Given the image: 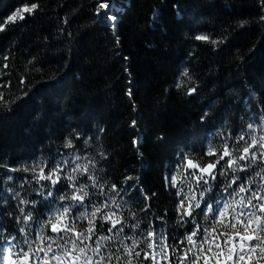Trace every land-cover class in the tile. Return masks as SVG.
<instances>
[{
    "label": "trees",
    "instance_id": "16d2710c",
    "mask_svg": "<svg viewBox=\"0 0 264 264\" xmlns=\"http://www.w3.org/2000/svg\"><path fill=\"white\" fill-rule=\"evenodd\" d=\"M107 2L109 9L97 14V0H0V22L33 3L39 5L0 31V95L7 102L0 101V247L13 236L14 253L21 247L28 251L31 245L34 251L28 264H41L45 256L35 251L41 237L44 247L51 243L48 237L62 245L74 238V233L58 234L42 225L69 203L58 198L71 191L72 183L98 191L89 176L105 185L104 199H115L119 205L110 204L108 210L125 220L124 232L117 239L101 243L114 246L113 251L123 248L120 241L125 236L135 234L142 239L140 233L149 230L151 221L167 234L172 264H178L181 255L171 252L173 237L183 239L193 230L191 223L183 227L178 223L182 198L187 206L195 195L201 207L203 201L216 207L217 199L221 205L239 199L220 187L224 181L221 166L230 157L216 161L225 145L238 156L247 144L234 138L246 131L248 123H260L264 115V22L260 21L264 8L260 0ZM105 13L117 18L115 34L107 26ZM242 21L246 23L240 27ZM198 34L223 43L213 46L194 40ZM185 70L190 80L181 76ZM178 80L184 82L179 89ZM193 87L196 91L187 95ZM255 135L259 138L264 131L257 130ZM68 140L72 148L64 146ZM62 160L68 164L62 165L57 185L37 182L34 177L40 167L47 176ZM188 160L199 167H187ZM76 164L87 165L89 172L73 173ZM208 164L216 165L215 180L200 172ZM33 166H38L35 173ZM68 175L75 176V181H68ZM201 175L212 186L204 197L200 196L204 183L201 180L198 185L196 180ZM227 175H232L230 170ZM129 176L134 179L126 180ZM244 176L240 173L241 179ZM173 177L175 186L170 183ZM112 184L116 192L110 190ZM127 185L133 187L122 191ZM21 209L31 212L33 219L25 220ZM241 210L235 205V212L229 208V213ZM137 221L140 228L131 229ZM194 221L202 228L231 231L195 213ZM75 226L76 231H85L87 220L77 219ZM109 226L105 223L101 230L97 219L92 241L109 235ZM53 248L62 251L55 243ZM143 255L134 258L133 264H150L143 261Z\"/></svg>",
    "mask_w": 264,
    "mask_h": 264
},
{
    "label": "snow or ice",
    "instance_id": "6c2138e0",
    "mask_svg": "<svg viewBox=\"0 0 264 264\" xmlns=\"http://www.w3.org/2000/svg\"><path fill=\"white\" fill-rule=\"evenodd\" d=\"M260 2L262 8H264V0H260ZM38 7V4L33 3L31 8H24L21 12L32 13ZM109 7L110 5L107 0H97V14H99L100 10H106ZM21 12L9 16L7 21L0 22V31L4 29L7 23L15 22L17 19L23 20L24 16ZM177 15H179V12H177ZM153 17L156 18L155 13H153ZM104 19L107 21V26L115 34V21L117 18L105 13ZM260 21L264 22V16L260 17ZM245 23L242 21L240 27H243ZM192 38L197 41L211 43L213 46L223 43V40L211 39L205 34H198ZM117 46H119L118 37ZM181 76L189 80L191 79L187 70ZM183 83V80H178L176 87L179 89ZM195 91L196 88L193 87L188 89L186 94L192 95ZM131 94V90H129L127 95L131 96ZM0 101L7 103L4 101L2 95H0ZM260 120V123H256L255 121L248 123L246 131L241 132L234 138L237 143L243 141L247 144L246 147L242 148L238 156H233L232 152L225 145L223 155L216 161V163H219L225 157H230L221 166L222 170L219 174L224 178V181L221 182L220 187L223 192H228L230 196L238 197L239 199H234L232 204L225 202L222 205L220 199H217L216 207H214L213 203L207 201H203L204 206L201 207V201L196 200L195 195L188 201L187 206H185L183 198L180 200L177 210L183 209V211L180 212L178 223L181 227L191 223L193 224V230L186 232L183 239L173 237L174 245L171 248V252L174 255L177 252L181 253V255L177 256L178 264H186V262L187 264H261L264 261V235L261 234L264 233V135L259 138L255 135L257 130L264 131V115L260 117ZM131 124L135 127L136 121L133 120ZM134 143L137 142L134 141ZM64 146L72 148V141L68 140ZM208 154L213 155L214 151H209ZM75 159L79 160L81 157L76 156ZM241 161L245 163L242 164ZM67 164V160H62L57 164L55 169H49L47 176L44 175V168L40 167L38 176L34 178L37 182L47 180L50 182V187H54L61 179L58 173L63 171L62 165ZM215 166V164H208L206 167L200 168V172L207 173L208 176H211L215 180L216 175L212 172ZM37 167L33 166L31 171L35 173ZM187 167L198 168L199 165L193 164L191 160H188ZM24 170L29 171V168H25ZM228 170L231 171V176L227 175ZM72 172L84 174L89 172V168L87 165L81 166L80 164H76L72 168ZM240 173H245L244 179H241ZM9 179L12 178L9 177ZM66 179L68 181H75L76 177L68 175ZM88 179L91 180L92 187L98 188V191L89 192L85 190L87 185L80 184L77 187L75 183H72L69 185L71 191L65 192L58 198L60 201L67 200L69 203L66 206L62 205L60 209L43 223V227L50 226L51 232L64 233L65 235L74 233V238L68 239L62 245L52 237H48L47 239L51 243H47L46 247H44L45 238L41 237L40 246L35 249L36 252H45L41 264H52L53 261L56 264H133V259H139L141 252H144L143 261H149L150 264H160L161 260L172 264L167 234L161 228L154 227L151 221L149 222V230L140 233L142 239H136L135 234L133 236H125L124 240L120 241L123 244V248H116L113 251L112 247L114 246L109 243H101L102 241L111 242L117 239L118 235L124 232L125 220L116 211L108 210L110 204L116 205L117 208H119V205L116 204L115 199L109 200L103 198L105 185L98 183V178L95 176H89ZM133 179L130 176L126 178V180ZM196 180L198 185L201 180L204 183V187L200 192L201 197L212 191V186L203 175L197 176ZM170 183L175 186V177L171 179ZM132 187L133 185H127L126 188L121 190L127 192ZM109 188L112 192L117 191L115 184L110 185ZM229 189H231V192H229ZM242 193L246 195H241ZM177 194L179 195V193ZM51 195L52 192L49 191L48 196ZM145 199L150 198L145 197ZM192 201H195L194 207ZM97 202H99L98 205ZM235 205L240 206L242 210L233 215L229 213V208H232L233 212H235ZM88 209H91V211L89 212ZM196 209L200 211L196 212ZM243 209H247V212ZM143 211L147 213V207ZM21 213L24 215L25 220L31 221L33 219L31 212L24 213L23 209H21ZM194 213L197 216L202 215L204 220L212 218L216 223L230 228L231 231H218L215 227L210 229L202 228L199 223L194 221ZM209 214H212L211 217ZM132 215L135 216L134 213ZM229 216H231L230 220L227 219ZM77 219L87 220L88 227L85 231H76L75 223ZM97 219L100 221L101 230H103L105 223L110 225L107 228L109 235H99L96 241H92V237L97 234ZM157 219L160 218L157 217ZM70 224L72 225L71 227L69 226ZM118 225L119 227H117ZM237 225L240 227H237ZM129 227L131 229H139L140 222L137 221ZM2 230L0 229V231ZM20 231L24 232V229ZM15 240L16 237L13 236L10 241L6 242V246L0 247V264H28L32 259L34 250L31 245H29L28 251H25L21 247L18 252L14 253L13 249L16 247V244L11 243V241ZM85 241L90 243H85ZM124 241H131V243L128 244ZM24 243L28 244V240L25 239ZM54 243L56 244V249H62L61 252H57L53 248ZM141 244L145 245V248L149 251L141 248ZM181 245L185 247H179ZM138 248L140 250L136 251ZM48 253H52L51 257L48 256Z\"/></svg>",
    "mask_w": 264,
    "mask_h": 264
},
{
    "label": "water",
    "instance_id": "95a60500",
    "mask_svg": "<svg viewBox=\"0 0 264 264\" xmlns=\"http://www.w3.org/2000/svg\"><path fill=\"white\" fill-rule=\"evenodd\" d=\"M215 170H216V168L212 169V172L214 173V172H215ZM206 174H207V173H206Z\"/></svg>",
    "mask_w": 264,
    "mask_h": 264
},
{
    "label": "rangeland",
    "instance_id": "374dc122",
    "mask_svg": "<svg viewBox=\"0 0 264 264\" xmlns=\"http://www.w3.org/2000/svg\"><path fill=\"white\" fill-rule=\"evenodd\" d=\"M21 13H24V12H21Z\"/></svg>",
    "mask_w": 264,
    "mask_h": 264
}]
</instances>
